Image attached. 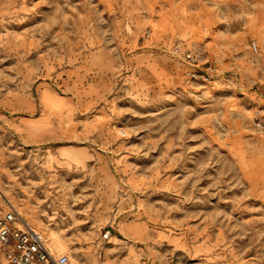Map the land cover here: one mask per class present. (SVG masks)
Masks as SVG:
<instances>
[{
  "label": "rangeland",
  "instance_id": "obj_1",
  "mask_svg": "<svg viewBox=\"0 0 264 264\" xmlns=\"http://www.w3.org/2000/svg\"><path fill=\"white\" fill-rule=\"evenodd\" d=\"M262 116L264 0H0V213L75 264H264Z\"/></svg>",
  "mask_w": 264,
  "mask_h": 264
},
{
  "label": "built area",
  "instance_id": "obj_2",
  "mask_svg": "<svg viewBox=\"0 0 264 264\" xmlns=\"http://www.w3.org/2000/svg\"><path fill=\"white\" fill-rule=\"evenodd\" d=\"M254 49L257 45L253 42ZM187 57L193 60L192 53ZM213 69L207 67V71L200 72L193 66H189L184 73L187 82L192 79H209L208 72ZM256 128L264 134V117H257ZM111 230L103 232V239L110 237ZM0 246L4 257L9 264H75L67 252L52 250L46 242L44 234L32 227L22 216L17 206L9 202L7 208L0 213Z\"/></svg>",
  "mask_w": 264,
  "mask_h": 264
},
{
  "label": "bare ground",
  "instance_id": "obj_3",
  "mask_svg": "<svg viewBox=\"0 0 264 264\" xmlns=\"http://www.w3.org/2000/svg\"><path fill=\"white\" fill-rule=\"evenodd\" d=\"M54 244H56L58 247H61L62 246V243L56 241L55 239H54Z\"/></svg>",
  "mask_w": 264,
  "mask_h": 264
},
{
  "label": "crops",
  "instance_id": "obj_4",
  "mask_svg": "<svg viewBox=\"0 0 264 264\" xmlns=\"http://www.w3.org/2000/svg\"><path fill=\"white\" fill-rule=\"evenodd\" d=\"M107 241H109V238L107 239Z\"/></svg>",
  "mask_w": 264,
  "mask_h": 264
}]
</instances>
